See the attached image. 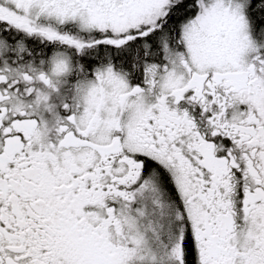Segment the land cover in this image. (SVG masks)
Masks as SVG:
<instances>
[{"label":"snow or ice","instance_id":"obj_1","mask_svg":"<svg viewBox=\"0 0 264 264\" xmlns=\"http://www.w3.org/2000/svg\"><path fill=\"white\" fill-rule=\"evenodd\" d=\"M0 264H264V0H0Z\"/></svg>","mask_w":264,"mask_h":264}]
</instances>
